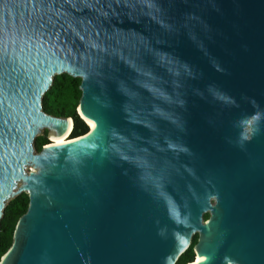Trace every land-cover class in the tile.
I'll return each mask as SVG.
<instances>
[{
    "label": "water",
    "instance_id": "water-1",
    "mask_svg": "<svg viewBox=\"0 0 264 264\" xmlns=\"http://www.w3.org/2000/svg\"><path fill=\"white\" fill-rule=\"evenodd\" d=\"M22 193L0 264H264V0H0V220Z\"/></svg>",
    "mask_w": 264,
    "mask_h": 264
},
{
    "label": "trees",
    "instance_id": "trees-1",
    "mask_svg": "<svg viewBox=\"0 0 264 264\" xmlns=\"http://www.w3.org/2000/svg\"><path fill=\"white\" fill-rule=\"evenodd\" d=\"M80 79L72 78L67 74H61L54 77L53 82L42 100V110L49 115L57 117H70L73 120V126L69 137L74 138L84 135L88 128L80 119L76 112V107L80 97L79 90ZM47 143L42 136L36 137L33 146L36 151ZM28 204L27 195L22 193L10 200L4 210L0 220V257L5 253L12 241V234L17 219L26 211ZM208 215L205 214L204 218ZM196 242V236L193 237L191 245L180 256L176 264L190 263L194 256L192 245Z\"/></svg>",
    "mask_w": 264,
    "mask_h": 264
},
{
    "label": "bare ground",
    "instance_id": "bare-ground-1",
    "mask_svg": "<svg viewBox=\"0 0 264 264\" xmlns=\"http://www.w3.org/2000/svg\"><path fill=\"white\" fill-rule=\"evenodd\" d=\"M66 135H67V133L63 137H61L59 139H51V143L57 144V143H63V142H65V140L67 139L66 138Z\"/></svg>",
    "mask_w": 264,
    "mask_h": 264
},
{
    "label": "rangeland",
    "instance_id": "rangeland-1",
    "mask_svg": "<svg viewBox=\"0 0 264 264\" xmlns=\"http://www.w3.org/2000/svg\"><path fill=\"white\" fill-rule=\"evenodd\" d=\"M38 136H42L44 139H46V140H47V143L50 142V141H49L48 134H47V132H46L45 130H42V131L39 133ZM38 136H37V137H38Z\"/></svg>",
    "mask_w": 264,
    "mask_h": 264
},
{
    "label": "built area",
    "instance_id": "built-area-1",
    "mask_svg": "<svg viewBox=\"0 0 264 264\" xmlns=\"http://www.w3.org/2000/svg\"><path fill=\"white\" fill-rule=\"evenodd\" d=\"M66 138H69V135L67 134Z\"/></svg>",
    "mask_w": 264,
    "mask_h": 264
}]
</instances>
